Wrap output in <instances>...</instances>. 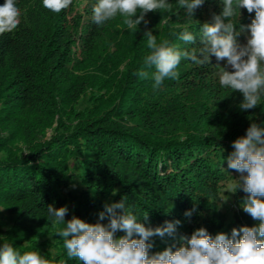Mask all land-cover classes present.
<instances>
[{"label": "trees", "instance_id": "obj_1", "mask_svg": "<svg viewBox=\"0 0 264 264\" xmlns=\"http://www.w3.org/2000/svg\"><path fill=\"white\" fill-rule=\"evenodd\" d=\"M97 2L72 0L54 13L43 0H15L21 23L0 34V248L36 251L49 264H82L68 257L57 235L66 225L55 223L49 205L68 209L65 222L107 225L106 206L122 200L145 227L179 220L174 237L150 238V256L177 250L181 237L199 228L231 238L234 228L258 226L241 207L247 194L236 189L240 173L227 160L251 124L264 129V97L242 110V93L219 84L221 68L233 71L226 59L198 66L182 57L178 78L158 87L155 66L145 64L147 32L180 51L201 47L200 29L222 12V0H204L191 18L168 0L172 12H148L135 32L120 14L95 24ZM239 11L236 40L245 45L255 12ZM185 25L195 44L179 39ZM3 212L10 226L2 225Z\"/></svg>", "mask_w": 264, "mask_h": 264}, {"label": "clouds", "instance_id": "obj_2", "mask_svg": "<svg viewBox=\"0 0 264 264\" xmlns=\"http://www.w3.org/2000/svg\"><path fill=\"white\" fill-rule=\"evenodd\" d=\"M177 2L178 9H186L187 16L191 18L204 0ZM71 4L72 0H43V7L54 13H60ZM222 5V12L214 14L212 22L204 23L200 29L202 46L191 51H180L167 39L158 43L156 36L151 31L147 32L150 54L145 57V64L155 66L156 71L151 75L154 87H158L165 78H178L176 69L182 57L198 66L211 64L212 56L217 62L226 59L233 71L221 68L220 86L242 93V110L253 109L264 97V0H222ZM241 8L249 14L255 12V18L246 26L250 37L245 45L237 42L239 33L235 31L236 23L233 22V17L240 16ZM156 10L172 12L173 6L168 0H98L92 8L93 21L98 26L120 14L124 17V25L133 32L148 12ZM138 11L140 15L137 17ZM20 23L21 10L15 0H5L0 5V34L15 30ZM179 39L196 43L188 25L184 26ZM139 75L147 78L149 73L141 71ZM233 147L235 150L227 160L228 168L240 173L236 189L242 188L247 194L241 207L259 222L258 226L234 228L231 238L224 233H218L213 238L205 228H199L190 238L182 236L181 240L185 243L177 250L167 248L150 256L149 249L153 247L148 242L150 238H163L166 234L174 237L179 220L166 222L165 226L154 229L145 227L138 222L136 215L126 211L122 200L106 206L109 214L107 225L89 224L79 218L65 222L68 209H56L49 205L48 213L55 223L66 225L57 235L64 238L68 257L78 258L82 264H264V129L251 124L246 136L235 140ZM117 209H122L123 213L118 214ZM191 214L185 213L186 216ZM144 217L147 219V213ZM99 218L103 220L105 213L101 212ZM117 231L126 235L117 239L114 235ZM134 234L139 238H133ZM0 264H49V261L36 251L21 255L5 243L0 248Z\"/></svg>", "mask_w": 264, "mask_h": 264}, {"label": "rangeland", "instance_id": "obj_3", "mask_svg": "<svg viewBox=\"0 0 264 264\" xmlns=\"http://www.w3.org/2000/svg\"><path fill=\"white\" fill-rule=\"evenodd\" d=\"M233 187H234L233 184H229L225 188L224 194H223L224 197H222L223 198L222 200H223L224 205L225 204L226 205L230 204V202H231V196H232V192H233ZM226 208H227V206L225 207V211L228 212V209H226ZM3 214H4V216L1 219L2 225H4L5 227L10 226L11 223H12V221H11V218L12 217H11V215L8 214L7 212H3Z\"/></svg>", "mask_w": 264, "mask_h": 264}]
</instances>
